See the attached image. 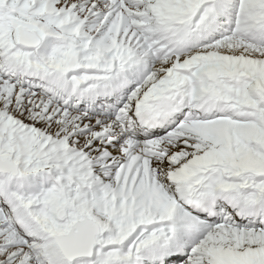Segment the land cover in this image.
Listing matches in <instances>:
<instances>
[{
	"label": "snow or ice",
	"instance_id": "6c2138e0",
	"mask_svg": "<svg viewBox=\"0 0 264 264\" xmlns=\"http://www.w3.org/2000/svg\"><path fill=\"white\" fill-rule=\"evenodd\" d=\"M0 264H264V0H0Z\"/></svg>",
	"mask_w": 264,
	"mask_h": 264
}]
</instances>
